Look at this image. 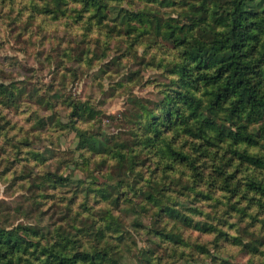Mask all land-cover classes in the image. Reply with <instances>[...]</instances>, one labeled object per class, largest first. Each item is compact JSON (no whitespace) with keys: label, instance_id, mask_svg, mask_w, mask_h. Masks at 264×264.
Segmentation results:
<instances>
[{"label":"rangeland","instance_id":"374dc122","mask_svg":"<svg viewBox=\"0 0 264 264\" xmlns=\"http://www.w3.org/2000/svg\"><path fill=\"white\" fill-rule=\"evenodd\" d=\"M101 1L107 8L100 19L96 4L83 0H63L59 8L49 0H0V83L19 94L11 106L0 96V229H20L28 258L52 245H92L96 230L110 223L97 244L108 254L100 264H264V212L247 208L242 191L230 198L208 189L215 155L199 157L203 180L163 168L146 151L132 170L115 163L119 144L150 145L146 125L178 80L177 49L152 27L147 34L127 30L123 10L182 21L198 0ZM137 22L130 26L144 28ZM222 161L238 178L251 171L230 153ZM146 193L188 221L166 218Z\"/></svg>","mask_w":264,"mask_h":264},{"label":"trees","instance_id":"16d2710c","mask_svg":"<svg viewBox=\"0 0 264 264\" xmlns=\"http://www.w3.org/2000/svg\"><path fill=\"white\" fill-rule=\"evenodd\" d=\"M49 1L56 8L63 4V0ZM83 1L86 5L96 4L94 13L98 18L106 16L107 7L101 0ZM123 11L127 30L147 34L145 28L152 27L155 34L177 49L178 60L175 59L173 65L178 80L177 88L164 97L157 114L153 113L146 125L152 134L150 145L140 141L137 148H124L118 143L114 156L118 170L135 168L139 154L146 151L157 157L163 168L189 171L192 179L203 180L198 171L199 157L215 155L213 172L208 175L207 185L205 183L208 189L229 193L230 198L242 191L247 208L254 206L264 212V177L255 175L264 173V0H198L189 6L186 19L182 21L149 19L144 13ZM134 20L141 22L144 28L130 26ZM259 24L263 25L262 30ZM200 90L202 95L197 94ZM2 95L10 99L11 106L19 94L0 83ZM81 104L73 106V117H80ZM86 112L92 118L91 108ZM138 122L137 127L141 128V120ZM138 128L134 132L136 135ZM7 132L3 134L7 138L4 143L9 140ZM84 142L90 144L88 139ZM185 146L190 148L184 149ZM257 146V151L248 149ZM210 147L217 149L212 152ZM226 153L236 156L251 171L241 178L236 177L238 169L229 171V162L222 161ZM117 187L118 182L113 190ZM108 188L97 190L106 198ZM145 198L158 205L159 212L166 218L188 221L187 215L173 205L161 203L150 193H146ZM111 226L107 223L104 229L98 228L93 235L97 241L87 247L84 241H78L76 249L74 244L69 247L63 243L60 248L52 245L46 253L40 254L42 257L29 258V241L22 237L20 229H0V264H100L108 254L97 244ZM195 226L202 228L198 223ZM169 238L177 243L180 241L178 234ZM31 246L36 250L35 245Z\"/></svg>","mask_w":264,"mask_h":264}]
</instances>
